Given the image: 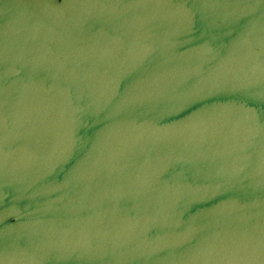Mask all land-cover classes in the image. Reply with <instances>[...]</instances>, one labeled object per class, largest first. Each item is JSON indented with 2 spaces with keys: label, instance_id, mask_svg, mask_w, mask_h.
<instances>
[{
  "label": "water",
  "instance_id": "95a60500",
  "mask_svg": "<svg viewBox=\"0 0 264 264\" xmlns=\"http://www.w3.org/2000/svg\"><path fill=\"white\" fill-rule=\"evenodd\" d=\"M80 132L107 138L78 153ZM67 181L96 183L78 189L108 218L93 251L75 249L91 219L45 218L74 205L20 198H71ZM58 259L264 264V0H0V263Z\"/></svg>",
  "mask_w": 264,
  "mask_h": 264
},
{
  "label": "flooded vegetation",
  "instance_id": "af4514ba",
  "mask_svg": "<svg viewBox=\"0 0 264 264\" xmlns=\"http://www.w3.org/2000/svg\"><path fill=\"white\" fill-rule=\"evenodd\" d=\"M220 55H222V52L220 53L219 51L216 53V54H213V56H220ZM79 86V85H78ZM82 86V85H81ZM82 87H84V86H82ZM105 92V91H104ZM170 92V91H169ZM173 92V91H172ZM91 96L92 95H90L89 96V101H88V103H89V105H90V108L91 109H93V108H100V107H108L109 106V102H108V100H106V99H104L103 97H101L102 99H99V100H93V99H91ZM174 96V95H173ZM176 99V97L174 96V97H172V101H173V99ZM75 102H78V106L81 104V102H80V99H77V100H74ZM87 100H83V103H85ZM175 101H177V99L175 100ZM159 103H161L160 101L158 102V104ZM82 105V104H81ZM159 106V105H158ZM82 107H84V105L82 106ZM107 111V110H106ZM105 111V112H106ZM89 119H91V121H93V122H95V120H96V118L95 117H93V118H90L89 117ZM83 123L84 122H81V126H83ZM67 138H69V139H74L75 141H78V143H79V145H85V143H89L90 145H91V147H89V148H81L80 146L79 147H77V148H74V149H71V150H76L78 153H80V152H85V153H88V154H93L94 152H95V150H99V148L98 149H96V148H94L93 147V143H94V141L95 140H97V139H104V140H106V138H107V135H94V134H89V133H85V132H80V133H74V134H72V135H69ZM103 148H105V147H103ZM71 150H68L67 152H69V151H71ZM106 150H107V148H105V149H102L101 151H103V152H106ZM76 151H74L75 153H76ZM108 151V150H107ZM73 152V153H74ZM110 152V151H109ZM73 153L71 154L72 156H73ZM107 153V152H106ZM47 155V154H46ZM109 166H111L110 164H108V165H105V166H103L104 167V169H103V172H104V175H105V177H106V175L107 176H109V169H107ZM122 167L124 168V170L125 171H127V169L126 168H129L128 166L126 167L125 166V164H122ZM101 168V167H100ZM111 168V167H110ZM74 171H77V170H75V169H73ZM203 170H208V168H206V169H203ZM79 174V173H78ZM77 173H76V175L77 176H79ZM104 177V176H103ZM223 177V176H222ZM222 177H220V176H217V178H216V182L217 183H219V184H222L223 183V179H222ZM113 182H115V181H113V180H110V181H107L105 184H108V186L109 187H112V189H116L117 188V186L118 187H121V189H123L124 188V186H123V184L121 185V184H116V183H113ZM117 182V181H116ZM121 182V181H120ZM227 182H230V183H232V187H233V189H236V187L237 186H239V184H240V180H232V181H227ZM86 182L84 181H78V182H69V181H67L66 182V184H71V187H72V189H71V191H72V194H75L73 197H71V198H69V197H66L65 199H63L62 197H60L62 194H59V193H57L56 191H54V190H52V192H54L55 194H57L55 197L54 196H51V197H48V198H44V197H42V198H39V199H37L36 197H31V196H26V197H20L21 199H24L25 201L26 200H29V201H34L35 203H42L41 201H44V200H50V199H55V198H57L58 196H59V198L56 200L57 202H60V203H62L64 200H66V201H68L69 203H71L72 205H74V212L75 213H73V214H71V215H73V216H70V215H68L67 213H66V211L65 210H61V209H59L58 210V208H56L55 209V211H54V214L53 215H50V216H46L45 218H49V219H51L50 220V222H52V221H56V220H58V223H60V222H64V218H67L68 220H69V218L70 219H72V222L73 223H75L76 222V225L74 226V231H69V229H65V231H69V233H66L67 235H76V234H79V230L78 231H75V229H78V222L79 223H82V222H85L84 220L86 219V218H89V219H91L92 220V224H90V227H89V229H87V233H88V237H89V239H88V244H83V245H76L75 247V249H77V250H79V249H82V248H84V249H86V247H87V249H89V246L91 245V248H92V251H93V249L95 248V244L93 243V241H94V239L95 238H93V237H95V234H97V233H99L100 232V234H101V231H97L96 229H95V227H94V224H93V221L95 222L96 221V219H100V221H98V223L100 224L102 221H103V219H108V218H105V216L106 215H103V217H96V218H94L93 217V214H92V216H91V213H93L92 211H90V212H88V211H86V209H83L84 207L82 206V207H80V205H85L84 203H83V201H80V200H86V199H81L79 196H78V189L80 188V187H82L83 185H91V187H93V185L92 184H96V183H94V182H87V184H85ZM89 183V184H88ZM92 183V184H91ZM31 184H35V183H33V182H31ZM74 184V185H73ZM99 184V183H98ZM4 185H5V183H4ZM6 185L7 186H12V185H14L15 187L17 186H20V187H24V186H26L27 184L26 183H22V182H14V183H6ZM60 185H61V183H59L58 182V180L56 181V182H46V183H44V185H42V187H44V186H47V187H49V188H51V186H52V188L53 187H55L56 186V188H59L58 190H59V192H61V188H60ZM100 185V184H99ZM130 185V184H129ZM129 185H127V186H129ZM207 185V184H206ZM209 185V184H208ZM29 186H31V187H34V186H32V185H29ZM120 189V190H121ZM237 189H238V187H237ZM117 190V189H116ZM127 190V188L125 189V191ZM70 191V192H71ZM67 193H69V192H67ZM93 195V194H92ZM94 198V197H93ZM90 199V200H88V204L90 205V208H89V210H93V208H94V205L95 204H104L103 202H106L107 203V201H104V200H96L95 198L94 199ZM126 199V198H125ZM114 200V203H112V201ZM39 201V202H38ZM117 201H119V200H117L116 198L115 199H108V203L109 204H117ZM33 203V202H32ZM54 203H56V202H54ZM86 203V204H87ZM37 205V204H36ZM113 206H115V205H110L109 207L112 209V207ZM108 206H107V208H109ZM116 207V206H115ZM41 208H43V207H41ZM80 208H82L83 210L81 211V213H79L78 212V210L77 209H80ZM109 208V209H110ZM115 209V208H114ZM8 214H11V212L10 213H8ZM105 221H107V220H105ZM96 223V222H95ZM26 230V229H25ZM102 230V229H101ZM80 231L81 232H85V229H80ZM105 231V230H104ZM106 233H107V235L105 234L104 235V238L105 239H110L111 238V240H112V238H115V239H117L118 238V233H112V231H108V230H106ZM62 235H64V234H62ZM114 235V236H113ZM78 236V238H81L82 236H84V235H81V236H79V235H77ZM82 239V238H81ZM115 241H117V240H115ZM34 249H38L39 250V248H34ZM41 250H45V249H47V248H45V247H41L40 248ZM68 250L70 249V247H68L67 248ZM105 249V248H104ZM110 250V251H112L113 249H115V250H113L114 252H113V254L114 255H119V256H121V252L122 251H124V250H128L129 251V249H128V247H122V246H120V245H113V246H111V247H108V248H106V250ZM73 250V249H72ZM139 250V249H138ZM130 251H133V250H130ZM108 255H110V254H108ZM111 256H112V253H111ZM51 263V262H50ZM0 264H3V263H0ZM52 264V263H51ZM55 264H63L59 259H58V262H56ZM71 264H78L76 261H75V263L73 262V263H71Z\"/></svg>",
  "mask_w": 264,
  "mask_h": 264
}]
</instances>
